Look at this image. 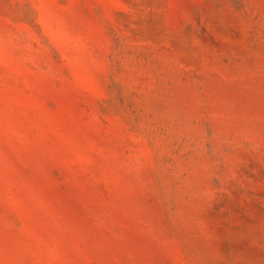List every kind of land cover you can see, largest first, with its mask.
Here are the masks:
<instances>
[{"label": "rangeland", "instance_id": "obj_1", "mask_svg": "<svg viewBox=\"0 0 264 264\" xmlns=\"http://www.w3.org/2000/svg\"><path fill=\"white\" fill-rule=\"evenodd\" d=\"M0 264H264V0H0Z\"/></svg>", "mask_w": 264, "mask_h": 264}]
</instances>
